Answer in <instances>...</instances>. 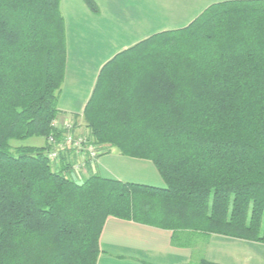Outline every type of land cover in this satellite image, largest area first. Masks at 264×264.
<instances>
[{"label": "trees", "instance_id": "1", "mask_svg": "<svg viewBox=\"0 0 264 264\" xmlns=\"http://www.w3.org/2000/svg\"><path fill=\"white\" fill-rule=\"evenodd\" d=\"M66 63L61 0H0V264H97L109 217L173 230L175 244L182 231L264 243V0L213 3L103 66L91 138L151 160L164 186L78 182L70 155L50 161ZM33 137L45 145H11Z\"/></svg>", "mask_w": 264, "mask_h": 264}, {"label": "crops", "instance_id": "2", "mask_svg": "<svg viewBox=\"0 0 264 264\" xmlns=\"http://www.w3.org/2000/svg\"><path fill=\"white\" fill-rule=\"evenodd\" d=\"M95 1L99 14L92 12L84 0H61L66 22L67 63L58 102L60 122L75 118L82 123L99 74L117 53L161 29H170L152 21L162 13L161 0ZM222 1L226 0H197V5L191 8V12H195L187 11L188 23L211 4ZM109 149L100 157L97 173L122 181L164 185L151 160ZM179 235L180 242L186 245L174 243L173 230L109 217L100 237L97 264H188L201 258L218 264H264L262 242L216 233L182 231Z\"/></svg>", "mask_w": 264, "mask_h": 264}, {"label": "built area", "instance_id": "3", "mask_svg": "<svg viewBox=\"0 0 264 264\" xmlns=\"http://www.w3.org/2000/svg\"><path fill=\"white\" fill-rule=\"evenodd\" d=\"M81 124L75 118H66L60 122L56 118L52 122L54 131L47 138L48 157L58 163L64 155H70L75 163L72 177L83 180L96 172L100 157L104 153L102 147L95 143L89 132L83 133L78 127Z\"/></svg>", "mask_w": 264, "mask_h": 264}, {"label": "rangeland", "instance_id": "4", "mask_svg": "<svg viewBox=\"0 0 264 264\" xmlns=\"http://www.w3.org/2000/svg\"><path fill=\"white\" fill-rule=\"evenodd\" d=\"M161 1L162 2L160 6L162 9V13L156 15V17H154L152 21L154 22L156 21V24L159 23L160 26L162 25L161 28H170V29H175L178 27L181 28L182 26H187V24H189L188 22L190 19V14H193L195 12L194 10V12L192 13L191 8L197 5L196 3L197 0H188L185 2L184 0H161ZM161 30L164 31V29ZM161 30L159 31L161 32ZM83 121L81 124H78L79 125L78 127H80L81 132L87 133L89 132V130L87 128V124L85 120ZM44 143H45L44 138L41 137H33L22 140L14 139L11 141V145L13 146V148L18 146H42L44 145ZM77 181L81 182L82 180L80 181V179H77ZM144 184L158 186L150 182Z\"/></svg>", "mask_w": 264, "mask_h": 264}]
</instances>
